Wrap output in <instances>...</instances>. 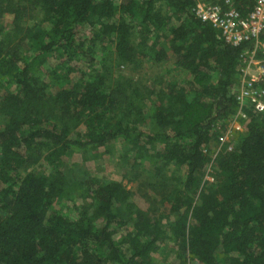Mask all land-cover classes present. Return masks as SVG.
Returning <instances> with one entry per match:
<instances>
[{
  "label": "trees",
  "instance_id": "16d2710c",
  "mask_svg": "<svg viewBox=\"0 0 264 264\" xmlns=\"http://www.w3.org/2000/svg\"><path fill=\"white\" fill-rule=\"evenodd\" d=\"M16 2L19 12L38 9L46 26L28 36L30 58L8 45L0 26V264H159L152 254L161 240L182 251L161 264H264V111L245 108L233 147L211 150L217 127L237 111V66L252 41L227 43L196 17L194 0ZM252 4L238 0L242 14ZM52 54L68 71L77 62L74 78L42 71ZM111 58L169 60L190 79L156 89L147 113L138 92H116ZM118 140L136 148V159L158 146L164 166L185 168L161 198L174 216L166 228L120 181L63 171L67 156ZM40 161L48 171L32 167ZM210 164L215 183L203 181ZM73 197L83 200L74 213L53 211Z\"/></svg>",
  "mask_w": 264,
  "mask_h": 264
},
{
  "label": "rangeland",
  "instance_id": "374dc122",
  "mask_svg": "<svg viewBox=\"0 0 264 264\" xmlns=\"http://www.w3.org/2000/svg\"><path fill=\"white\" fill-rule=\"evenodd\" d=\"M119 3L121 0H116ZM19 4L16 0H0V26L2 27V36L5 38L8 45L16 48L19 52H26L28 58L35 55V51H31V45L28 41L31 32L45 27L42 13L38 9L20 11ZM20 15V16H19ZM136 36L134 43L138 42ZM152 40V36H149ZM167 48V44H163ZM105 51V50H104ZM58 54L47 55L44 62L41 64V69L45 73L48 69L57 68L60 74H63L68 80L75 77L73 72L77 64L76 61L70 62L66 67L73 68L68 71V68L59 67L60 58ZM115 61V62H114ZM111 73L114 76L115 89L119 87L120 91H116L119 95H124L128 92L139 94L138 98L145 104V110L150 112L152 103L156 100V89L163 88L168 84L185 85L186 80L190 78L185 75L177 67H173L171 62L163 61L155 63L148 58H138L134 63L118 64L117 61L111 58ZM211 80L217 77L216 72L209 75ZM3 90L0 88V93ZM135 96V95H134ZM191 96V94H189ZM137 98V97H136ZM123 100V98H122ZM137 102V100H136ZM2 113L0 112V124L3 123ZM241 118H236L222 122L225 128L217 127V133H220V138H223L227 130H231L233 137L236 131H243V122ZM149 123V121H146ZM221 125V123L219 124ZM224 130V131H223ZM83 131L82 126L76 127L73 133ZM213 143L212 151H216L219 147H233V141ZM135 147H132L120 140L108 145L106 148H101L96 151L87 153H74L64 159L63 171L67 176H74L79 179L90 180L99 179L101 181H120L131 192V199L138 207L145 210L153 218H160L163 226L166 228L174 219V216L166 217L162 211L163 198L172 188L175 183H178L185 174V168L178 167L173 164L165 165L159 157L154 156L159 150L149 146L145 147L142 155L135 158ZM32 167L39 171H48L49 168L45 162L40 161L39 164ZM161 168L163 173L160 174ZM216 182L215 169L210 164L203 171V181ZM81 185V184H80ZM77 189V188H76ZM75 194L73 191L72 195ZM83 200L79 197H73L68 200L58 202L53 206L55 213H63L71 215L79 208ZM163 212V213H162ZM169 233V229L166 230ZM175 243L177 246H175ZM173 246L176 248L173 249ZM180 243L169 240H161L157 251L152 254L154 263L159 264L166 262H174L177 253H181ZM220 264H225L220 262Z\"/></svg>",
  "mask_w": 264,
  "mask_h": 264
},
{
  "label": "built area",
  "instance_id": "2783aa9c",
  "mask_svg": "<svg viewBox=\"0 0 264 264\" xmlns=\"http://www.w3.org/2000/svg\"><path fill=\"white\" fill-rule=\"evenodd\" d=\"M253 2L248 12L242 14L238 0H194L196 17L220 31L229 44L238 45L252 41L253 47L240 55L237 66V81L234 93L238 103L236 118L244 119L245 108L255 112L264 111V41L260 35L264 31V0ZM233 141L231 130H227L219 143ZM232 147L229 146L228 149Z\"/></svg>",
  "mask_w": 264,
  "mask_h": 264
}]
</instances>
